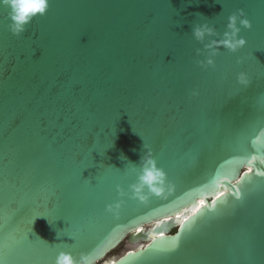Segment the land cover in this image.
Returning <instances> with one entry per match:
<instances>
[{
  "label": "water",
  "instance_id": "obj_1",
  "mask_svg": "<svg viewBox=\"0 0 264 264\" xmlns=\"http://www.w3.org/2000/svg\"><path fill=\"white\" fill-rule=\"evenodd\" d=\"M238 9L247 44L198 64L193 25ZM8 25L0 8L5 264H264V0H49ZM144 143L171 188L141 202Z\"/></svg>",
  "mask_w": 264,
  "mask_h": 264
},
{
  "label": "clouds",
  "instance_id": "obj_2",
  "mask_svg": "<svg viewBox=\"0 0 264 264\" xmlns=\"http://www.w3.org/2000/svg\"><path fill=\"white\" fill-rule=\"evenodd\" d=\"M48 6L49 0H0V8L7 10L9 30L16 36L25 31L26 25L34 17L44 15ZM241 27H252L251 21L244 15L242 9L231 12L227 16L223 33L218 32L215 25L206 20L196 22L192 27V37L203 45V47L195 49L197 56H203V59L198 60L197 63L201 66H213L214 57L221 46L233 53L243 48L247 44V40L239 35ZM237 63H242L241 57H237ZM237 80L242 85H247L250 82L245 72H240ZM143 147L146 152L141 156L139 166L135 167V181L129 185L131 197L141 202L146 201L150 195L162 196L171 188L167 173L157 165L151 148L145 143ZM119 208L120 202L107 205V211L114 214H118ZM0 264H5L2 258H0ZM54 264H91V260L85 253L73 254L71 251H60L55 257Z\"/></svg>",
  "mask_w": 264,
  "mask_h": 264
},
{
  "label": "rangeland",
  "instance_id": "obj_3",
  "mask_svg": "<svg viewBox=\"0 0 264 264\" xmlns=\"http://www.w3.org/2000/svg\"><path fill=\"white\" fill-rule=\"evenodd\" d=\"M122 248L119 246L117 249H115L111 254H118Z\"/></svg>",
  "mask_w": 264,
  "mask_h": 264
},
{
  "label": "snow or ice",
  "instance_id": "obj_4",
  "mask_svg": "<svg viewBox=\"0 0 264 264\" xmlns=\"http://www.w3.org/2000/svg\"><path fill=\"white\" fill-rule=\"evenodd\" d=\"M253 159H255V157ZM236 195H237V197L239 196V189L237 190ZM201 204L203 205V202H201Z\"/></svg>",
  "mask_w": 264,
  "mask_h": 264
},
{
  "label": "flooded vegetation",
  "instance_id": "obj_5",
  "mask_svg": "<svg viewBox=\"0 0 264 264\" xmlns=\"http://www.w3.org/2000/svg\"><path fill=\"white\" fill-rule=\"evenodd\" d=\"M120 247L122 248V247H123V245H120Z\"/></svg>",
  "mask_w": 264,
  "mask_h": 264
},
{
  "label": "trees",
  "instance_id": "obj_6",
  "mask_svg": "<svg viewBox=\"0 0 264 264\" xmlns=\"http://www.w3.org/2000/svg\"><path fill=\"white\" fill-rule=\"evenodd\" d=\"M174 231V230H173Z\"/></svg>",
  "mask_w": 264,
  "mask_h": 264
}]
</instances>
